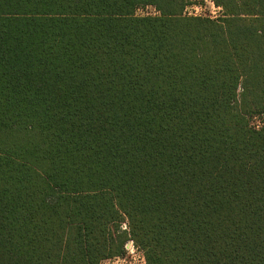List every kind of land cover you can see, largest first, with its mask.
<instances>
[{
  "label": "trees",
  "instance_id": "trees-1",
  "mask_svg": "<svg viewBox=\"0 0 264 264\" xmlns=\"http://www.w3.org/2000/svg\"><path fill=\"white\" fill-rule=\"evenodd\" d=\"M212 1L0 0V264H264V0Z\"/></svg>",
  "mask_w": 264,
  "mask_h": 264
},
{
  "label": "rangeland",
  "instance_id": "rangeland-1",
  "mask_svg": "<svg viewBox=\"0 0 264 264\" xmlns=\"http://www.w3.org/2000/svg\"><path fill=\"white\" fill-rule=\"evenodd\" d=\"M187 6L188 8L186 7L187 8L186 13L188 15L190 13V14H194L198 16L202 15V16L215 19V18H219L224 13L223 8H222V11H220L219 9L217 10L216 7H213V4L210 0H188ZM138 14L156 15L158 14V11L153 6H147V7H144L138 10ZM249 120L252 126H256V127L263 126L264 125V114L258 113V114H255V116L249 115ZM138 256L133 257V254H131L125 246V253L123 256H120L119 258H116V259L105 260L102 264H138V262H140Z\"/></svg>",
  "mask_w": 264,
  "mask_h": 264
},
{
  "label": "built area",
  "instance_id": "built-area-1",
  "mask_svg": "<svg viewBox=\"0 0 264 264\" xmlns=\"http://www.w3.org/2000/svg\"><path fill=\"white\" fill-rule=\"evenodd\" d=\"M210 1L212 2L213 7H216L217 10L219 9L220 11H222V8H221V7L216 6L215 3H214L212 0H210ZM187 8H188V7H187ZM187 8H186V9H187ZM189 15H194V14H190V13H189ZM200 16H202V15H200ZM126 248L129 250V252H130L131 254H133V257H137L138 255H140V256H138V257H139V261H140V262H138V264H143V263L145 262L144 254L139 250V248H137V247L135 246V244H134L133 241H129V242L127 243V245H126ZM135 254H137V255H135ZM134 255H135V256H134ZM116 258H119V257H115V258H111V259H116ZM111 259H108V260H111Z\"/></svg>",
  "mask_w": 264,
  "mask_h": 264
}]
</instances>
